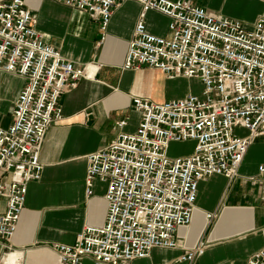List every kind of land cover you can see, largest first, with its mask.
Instances as JSON below:
<instances>
[{"label": "built area", "instance_id": "obj_1", "mask_svg": "<svg viewBox=\"0 0 264 264\" xmlns=\"http://www.w3.org/2000/svg\"><path fill=\"white\" fill-rule=\"evenodd\" d=\"M46 1L86 13L102 32L119 4L138 3L141 12L123 70L150 68L201 87L199 94L164 103L132 99L140 114L136 132L118 134L86 156V195L91 196L95 180L107 186L105 222L85 226L71 245H54L60 264H83L86 259L92 264H133L148 259L153 250L182 251L163 264H196L205 245L186 250L176 235L192 222L199 184L214 176L234 179L249 147L264 140V15L247 28L185 0ZM148 12L169 20L167 36L147 31ZM36 24L24 0H0V70L25 81L11 125L0 127V176L9 177L0 185V196L6 199L0 241L8 250L27 187L42 176L40 151L46 134L62 118L60 98L89 77L87 67H76L45 43ZM125 125L121 121L117 126ZM173 143L194 146L191 153L173 158L168 156ZM258 176L264 178V165ZM206 218L210 221L213 215ZM260 232L264 235V228ZM246 264H264V244Z\"/></svg>", "mask_w": 264, "mask_h": 264}, {"label": "crops", "instance_id": "obj_2", "mask_svg": "<svg viewBox=\"0 0 264 264\" xmlns=\"http://www.w3.org/2000/svg\"><path fill=\"white\" fill-rule=\"evenodd\" d=\"M179 1V0H169ZM213 15L241 21L250 28L264 15V0H185ZM36 16V28L44 41L76 67H87L89 77L60 98L62 118L49 128L40 151L44 165L39 182L27 187L26 200L16 232L4 247L0 241V261L6 264H60L53 246L71 245L85 226L101 227L105 222L107 186L94 181L92 194L85 193L86 156L106 147L118 134H133L140 114L132 99L155 103L181 99L194 92L193 82L168 79L150 68L123 70L128 44L141 12L134 1L119 4L104 32L98 22L80 11L46 0H24ZM150 34L165 37L169 20L156 12L145 16ZM24 79L0 70V127L12 123V111L24 87ZM126 125L119 128V122ZM238 134L245 135L244 131ZM191 153V152H190ZM189 154V153H188ZM187 155V154H186ZM264 165V140L249 147L237 176L228 180L210 177L198 186L189 226L177 231L184 249L205 245L196 264H246L264 244V178L258 168ZM9 181L0 176V185ZM6 199L0 196V215ZM208 214L213 215L207 220ZM181 250H153L148 259L133 264L172 262ZM83 264H92L89 259Z\"/></svg>", "mask_w": 264, "mask_h": 264}, {"label": "rangeland", "instance_id": "obj_3", "mask_svg": "<svg viewBox=\"0 0 264 264\" xmlns=\"http://www.w3.org/2000/svg\"><path fill=\"white\" fill-rule=\"evenodd\" d=\"M193 90L195 93L199 94L201 91V87L195 83L193 85ZM193 146H194L193 143H187V144L173 143L169 146L168 156L174 158V157L186 155L192 151Z\"/></svg>", "mask_w": 264, "mask_h": 264}, {"label": "bare ground", "instance_id": "obj_4", "mask_svg": "<svg viewBox=\"0 0 264 264\" xmlns=\"http://www.w3.org/2000/svg\"><path fill=\"white\" fill-rule=\"evenodd\" d=\"M90 73V72H89ZM90 76V75H89ZM91 77V76H90Z\"/></svg>", "mask_w": 264, "mask_h": 264}]
</instances>
